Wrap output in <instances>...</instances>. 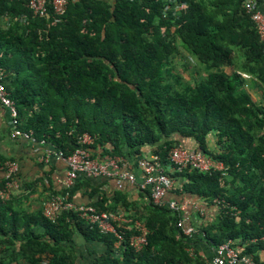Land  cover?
Masks as SVG:
<instances>
[{"label": "trees", "instance_id": "1", "mask_svg": "<svg viewBox=\"0 0 264 264\" xmlns=\"http://www.w3.org/2000/svg\"><path fill=\"white\" fill-rule=\"evenodd\" d=\"M51 1L38 16L30 0H0V67L17 104V128L57 154L70 155L80 146L97 159L158 156L176 179L172 192L179 198L192 195L218 207L215 219L196 225L199 238L215 248L231 241L261 264L264 42L247 0H69L61 17ZM178 59L198 74L193 81L178 73ZM251 87L259 88L261 98ZM86 134L92 141L83 144ZM177 145L200 150L226 169L178 170L169 155ZM11 161L18 163L0 152V171ZM18 172L8 179L5 173L0 188L10 180L19 183ZM46 178L48 173L23 189L19 185L10 198L0 197V242L10 244L0 264H76L77 232L106 244L107 253L98 258L105 264H209L178 226L182 216L154 203L147 189L140 188L146 201L137 206L125 189L111 198L99 177L80 175L44 200L68 191L73 202L84 190L86 204L127 217L129 223L117 226L118 247L114 233H101L74 208L55 220L44 215L43 206L21 211L17 204ZM138 223L148 230L141 250L131 245L142 234Z\"/></svg>", "mask_w": 264, "mask_h": 264}, {"label": "built area", "instance_id": "2", "mask_svg": "<svg viewBox=\"0 0 264 264\" xmlns=\"http://www.w3.org/2000/svg\"><path fill=\"white\" fill-rule=\"evenodd\" d=\"M69 0H52L51 4L55 13L61 17L67 11ZM49 0H30V7L34 15L44 16L48 12ZM245 7L251 14L252 19L256 24V28L260 34L261 40L264 42V12L260 9L259 4L256 5V0H247ZM4 71L0 67V102L8 108L10 113V123L13 128V135H21L17 125L19 123V112L17 104L11 97L9 91L3 83ZM246 79L251 78L248 73H242ZM92 139L85 137V142H91ZM170 159L178 170L191 165L194 168L203 172H212L225 170V165L222 161L216 160L204 152L196 149H187L183 145H177L170 151ZM58 158L64 160L68 165L67 177L65 186L71 187L75 180L80 175L88 177H104L116 178L118 186L121 188L125 181L135 182L136 174L130 169H124L125 157L123 156H106L104 159L92 158L90 152L84 148H77L70 155H65L63 152L57 154ZM138 167L141 170L142 182L141 189H147L151 192L154 203L165 205V196L176 189L177 181L175 178L167 174V170L161 159L155 155H149L138 159ZM19 170V165L15 161L8 163V169L5 172L6 178H11L12 175ZM19 188L17 180H10L3 188H0V197L8 199L14 193V190ZM168 207L178 212L182 217L178 222V226L184 230V233L189 238H192L197 232L196 227L186 224L189 221L188 202L173 200L167 203ZM68 208H74L79 211L80 216L89 222L92 226L97 227L101 233H114L119 241L118 247L122 240V235L118 232L117 226L123 223H129L131 220L120 213L113 211H99L95 206L90 204L75 205L69 201V192L58 194L45 201L43 204L44 215L55 220L59 214ZM142 229V234L134 235L131 238V245L136 250H141L147 244V228L141 223H138ZM257 264L253 256L249 254H241L237 249L231 246V241L222 243L216 248V256L209 264Z\"/></svg>", "mask_w": 264, "mask_h": 264}, {"label": "crops", "instance_id": "3", "mask_svg": "<svg viewBox=\"0 0 264 264\" xmlns=\"http://www.w3.org/2000/svg\"><path fill=\"white\" fill-rule=\"evenodd\" d=\"M259 7L264 12V2H261ZM252 89L255 95L260 93L258 87H253ZM10 118L8 108L0 102V152L8 158L14 157L18 161L20 188H24V183L35 182L38 179L45 178L47 173L49 174V180L46 178L36 185L32 191L27 192L25 190V194L27 192L28 198L25 199L24 202L17 204V206L22 209L21 211L30 210L31 212H35L42 208L44 200L49 198L54 191L64 188L68 165L64 160L58 158L57 151L49 144L43 141L39 142L31 137V135L24 133L14 136ZM195 144L194 141H187V145L189 146ZM138 159L139 158L134 160L125 159V165L123 167L124 169H130L136 174L137 180L135 182L125 181L120 188L116 178L99 177L97 181L101 182L102 189L109 194V197H113L116 189H125L129 199L135 202L137 206L138 204L141 206L142 203H145L146 197H143V192L139 186L142 182V178L141 170L138 167ZM4 176L5 171H0V180ZM175 191L165 196V204L167 206V203L173 200H185L188 202L187 210L189 221H187L186 224L196 227V225L200 224L203 220L212 221L217 217L218 207L216 205H208L199 197L192 195H185L179 198ZM14 193H17V190H14ZM111 198H109V202H111ZM73 202L75 205L80 206L90 202V197L84 190H80L75 195ZM35 229H37V231H44L43 228L35 227ZM199 236V231L197 230L192 237V239L195 240L194 245L210 263L216 256V248L211 246L203 238H199ZM2 238H5V235L0 234V239ZM16 244L17 245L11 247L16 248V246L20 245L19 241ZM74 245L77 251L76 264H105L98 260L101 255L107 253V246L103 241L86 238L83 234L77 232L74 237ZM8 246H10L9 243L3 244L0 242V253H5ZM117 256L120 257V252H117ZM258 257L260 263L264 264V249L259 251ZM23 264L28 263L24 262Z\"/></svg>", "mask_w": 264, "mask_h": 264}, {"label": "rangeland", "instance_id": "4", "mask_svg": "<svg viewBox=\"0 0 264 264\" xmlns=\"http://www.w3.org/2000/svg\"><path fill=\"white\" fill-rule=\"evenodd\" d=\"M186 55L187 56H189L188 55V53H186ZM188 60H190V65L191 66H193V65H195V61H194V58H192V57H188ZM185 63H186V59L184 60V59H178L177 61H176V66H177V71H178V73H180L185 79H187V80H192L193 81V79H194V76L196 75V76H198V74L195 72V70H186V69H184V66H185ZM227 70H229V69H227ZM201 73L205 76V74H206V71L205 70H201ZM251 91H252V87H251ZM259 91V90H258ZM260 92V91H259ZM256 97H258V98H261V92L258 94V95H255ZM86 136H88V137H90L89 135H85L84 137H83V139H82V143L83 144H88V143H90V142H85V137ZM78 148H83V147H78ZM85 149V148H84Z\"/></svg>", "mask_w": 264, "mask_h": 264}]
</instances>
